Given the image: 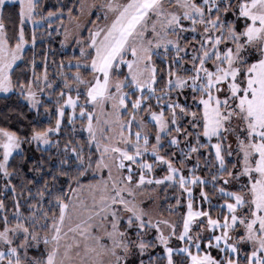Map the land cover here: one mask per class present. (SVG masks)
Returning <instances> with one entry per match:
<instances>
[{"label": "snow or ice", "instance_id": "snow-or-ice-1", "mask_svg": "<svg viewBox=\"0 0 264 264\" xmlns=\"http://www.w3.org/2000/svg\"><path fill=\"white\" fill-rule=\"evenodd\" d=\"M0 264H264V0H0Z\"/></svg>", "mask_w": 264, "mask_h": 264}, {"label": "trees", "instance_id": "trees-1", "mask_svg": "<svg viewBox=\"0 0 264 264\" xmlns=\"http://www.w3.org/2000/svg\"><path fill=\"white\" fill-rule=\"evenodd\" d=\"M10 4H13V3H15V2H9ZM29 30H30V26H29ZM52 43H53V46L57 49V52L59 53V51H60V46H59V39L58 38H54L53 39V41H52ZM47 121H45V123H46Z\"/></svg>", "mask_w": 264, "mask_h": 264}, {"label": "rangeland", "instance_id": "rangeland-1", "mask_svg": "<svg viewBox=\"0 0 264 264\" xmlns=\"http://www.w3.org/2000/svg\"><path fill=\"white\" fill-rule=\"evenodd\" d=\"M9 2H15V0H9ZM47 3L49 4V6H51V4L53 3V0H47Z\"/></svg>", "mask_w": 264, "mask_h": 264}]
</instances>
